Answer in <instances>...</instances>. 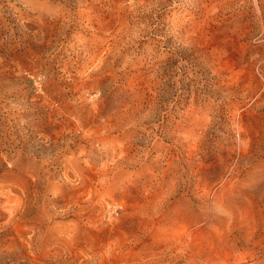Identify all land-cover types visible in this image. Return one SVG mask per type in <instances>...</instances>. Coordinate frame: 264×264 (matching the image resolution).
I'll return each mask as SVG.
<instances>
[{"label":"rangeland","instance_id":"1","mask_svg":"<svg viewBox=\"0 0 264 264\" xmlns=\"http://www.w3.org/2000/svg\"><path fill=\"white\" fill-rule=\"evenodd\" d=\"M0 264H264V0H0Z\"/></svg>","mask_w":264,"mask_h":264}]
</instances>
